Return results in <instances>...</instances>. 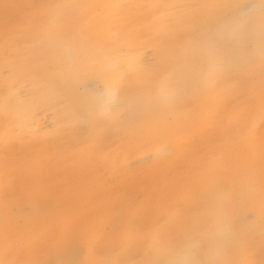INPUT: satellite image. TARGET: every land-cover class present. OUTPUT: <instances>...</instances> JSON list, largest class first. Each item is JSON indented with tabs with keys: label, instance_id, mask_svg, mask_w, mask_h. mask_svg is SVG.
Segmentation results:
<instances>
[{
	"label": "bare ground",
	"instance_id": "obj_1",
	"mask_svg": "<svg viewBox=\"0 0 264 264\" xmlns=\"http://www.w3.org/2000/svg\"><path fill=\"white\" fill-rule=\"evenodd\" d=\"M54 1L56 6L57 2L61 5L71 0ZM120 1L122 5L129 2ZM181 1L151 3L155 8L166 2L178 6ZM244 1L196 0V9L177 19L165 12L156 13L152 23L158 28L156 32L149 29L144 48L130 29L100 35L97 27L81 17L80 6L85 0H76L61 29L50 31L45 22L39 25L36 36L45 41L29 50L32 55L24 63L27 72L20 69L17 73L15 68L20 64L15 61L0 63V81L5 83L0 94L1 110L6 115L14 112V125L19 131L54 128L57 138L65 130L72 137H83L82 127H86L85 141L111 137L119 143L139 140L146 154H137L133 161L154 157L173 171L150 182L159 192L140 206L144 209L132 213L142 228L128 229L129 245L143 243L153 228L165 232L164 238H169V233L178 236L177 249L160 244L145 264H255L250 251L264 256V152L251 154L248 137L246 146L239 143L241 131L250 122L256 130L254 136L259 140L264 137V0H254V8L247 13L241 10ZM56 12L53 8L39 19L56 20ZM92 15L94 11L88 9V17ZM258 16L262 30L255 23ZM177 22H185V29L166 43L162 40L165 29ZM124 47L132 52L119 55ZM153 49L159 58L157 67L141 69L143 56L152 54ZM258 49L263 52L262 60L256 57ZM202 70L206 74L203 80ZM93 81L102 83L103 92L91 89ZM155 106H162L158 116L152 115ZM222 106L231 114L232 123L224 129V112L220 114L219 137L224 134L228 143L214 166L210 156L198 159L197 152L191 153L190 166L166 161L170 144L181 151V142L190 141L197 151L196 126L207 131L210 112ZM1 125L2 116L3 137ZM231 125L240 127L238 142L232 143L233 136L226 131ZM101 128L104 130L98 131ZM205 142L212 143L208 138ZM41 145L40 140L34 141L31 151ZM206 164V171L201 173L200 167ZM73 179L78 180L76 176ZM36 182L25 181L33 188ZM185 187L193 192L182 191L184 205L174 209L167 199L173 189L181 191ZM50 194L58 198L60 193ZM2 207L0 201V210ZM250 212L256 217L253 223L248 221ZM66 213L61 211L58 217ZM166 215L173 220L171 225L159 224V217ZM39 219L30 221L25 216L26 228L35 233L44 231L47 219ZM200 245L207 247L200 249ZM195 251L200 254L197 259L191 256Z\"/></svg>",
	"mask_w": 264,
	"mask_h": 264
},
{
	"label": "rangeland",
	"instance_id": "obj_2",
	"mask_svg": "<svg viewBox=\"0 0 264 264\" xmlns=\"http://www.w3.org/2000/svg\"><path fill=\"white\" fill-rule=\"evenodd\" d=\"M75 1L62 2L61 5L57 2L55 6L54 0H0V63H5L6 59L9 64L15 61L20 64L19 68H15L17 73H20V69L27 72L24 63L29 54L32 55L29 50L45 41V38L36 36L41 30L39 25L45 22L50 31L61 29ZM128 1V4L122 5L120 0H85L84 5H78L83 7L82 19L97 27L100 35L130 29L135 31L132 35L137 38V42L144 44V48L150 38L149 29L156 32L158 28L152 23L156 13L165 12L170 18L177 19L197 7L196 0H182L178 6L166 2L155 8L151 0H143L142 4L138 0ZM242 5L241 10L247 13L254 8L255 1L246 0ZM53 8L57 11L54 13L57 15L56 20L50 21V17L46 21L39 19ZM88 9L94 11V15L88 17ZM37 20H40V24ZM255 23L262 30L259 16ZM185 27V22L169 24L162 40L169 43ZM154 49L149 55L144 52L141 69L157 67L159 58L154 54ZM256 51L257 59L262 60L263 52L260 49ZM131 52L132 49L124 47L119 55ZM205 75V70L200 71L201 80ZM4 84H0V94ZM90 87L95 93L103 92V85L99 81L91 82ZM1 106L0 99L3 130V137L0 134V201L3 203L0 210V264H145L155 255L160 244L178 248V236L169 233V238H164L165 232L158 228L148 230L143 243L138 242L136 247L129 245L126 239L130 227L142 228L137 219L133 220V211L144 209V206H140L147 200H153L159 192L150 182L159 181L168 172H173L154 157L148 159L145 156L133 161L137 154H146L141 141L131 140L133 137H128L130 143L125 140L119 143L112 137L85 141L88 131L86 127H82L83 137H72L70 131L67 133L65 130L57 138L58 133L53 131L54 128L19 131L14 125V112L6 115ZM222 112L224 129L230 125L232 116L226 112L225 106L212 110L207 131L199 124L195 128L198 131L195 142L199 146L198 150L192 149L190 141L181 142V151H177L176 145L170 144V150L165 151L169 157L166 161L173 165L190 166L193 157L191 153L197 152L198 159L210 156L214 166L215 160L224 153L223 147L228 143L224 134L219 137ZM152 113L153 116L160 115L162 106H155ZM103 130L101 128L98 131ZM239 130V125H231L226 130L233 136L232 143L234 140L239 141ZM255 131L253 123L246 124L241 131L243 138L239 143L246 146L248 137L249 152L261 154L264 152V137L257 139ZM206 138L212 143H206ZM36 140H40L42 145L39 150L31 151L30 147ZM207 165L200 167L201 173L206 171ZM212 172H215V167ZM82 174L87 178H83ZM74 176L77 181L73 179ZM27 179L38 180L37 186L36 183L34 188L26 184ZM56 191L60 193L58 198L50 194ZM182 191L193 192L189 187L181 191L173 189L167 201L175 205L174 209L184 205ZM71 205H75V208H71ZM61 211L67 213L58 217ZM25 216L30 221L45 217L46 229L39 233L28 230ZM255 219V214L250 212L248 221L253 223ZM172 222L168 215L160 216L158 220L159 224L164 225H171ZM206 247L200 245L199 248ZM250 255L255 264H264L262 253L250 251ZM191 256L197 259L200 254L195 251Z\"/></svg>",
	"mask_w": 264,
	"mask_h": 264
}]
</instances>
